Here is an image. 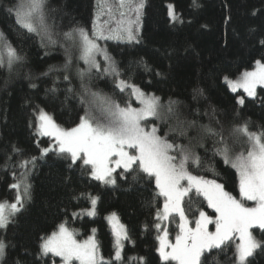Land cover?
Listing matches in <instances>:
<instances>
[{
  "label": "trees",
  "instance_id": "trees-1",
  "mask_svg": "<svg viewBox=\"0 0 264 264\" xmlns=\"http://www.w3.org/2000/svg\"><path fill=\"white\" fill-rule=\"evenodd\" d=\"M143 2L142 16L138 14L135 20L139 23L135 40L105 41L119 75L92 70L81 78L79 72L87 69L80 59L81 42L75 34L71 38L65 34L83 28L89 35L99 4H103L100 21L108 35L117 28L118 17L130 19L131 6L123 8L120 0H45V22L52 42L45 36L42 43L41 35L17 23L16 8L23 0H0V32L24 57L11 70L0 66V202L11 204L17 195L25 197L20 211L0 228V241L7 246L1 264L61 263L51 254L41 255L43 239L61 224L75 231L79 240L95 230L101 264H177L165 261L158 250V236L164 230L175 242L179 221L172 214L166 226L156 227L161 224L157 214L162 212L165 198L158 195L154 177L139 170L130 174L118 169L115 184L97 180L82 159L72 163L66 154L58 153L53 138L37 133L36 114L41 110L65 129L76 127L90 114L92 109L84 102L89 99L85 88L111 97L121 106L130 103L137 107L130 90H120L119 81L125 80L145 94L159 97L162 105L175 101L173 113L158 125V134L167 133L169 142L184 145L200 157L198 168L188 164L192 175L217 180L240 198L236 169L215 152L224 145L201 126L222 132L231 158L250 148L246 136L233 133L234 127L247 123L250 132H264V85L250 97L225 81H237L254 70L257 62L264 64V0ZM45 148L52 150L43 154ZM174 153L179 156L178 151ZM17 183L20 188H13ZM26 184L30 186L27 195ZM94 197L98 198L96 215L90 216L86 211L92 209ZM183 207L193 226L190 219H198L200 211L213 219L216 215L195 189L184 198ZM113 213L129 236L121 260L115 259V235L107 220ZM209 231H215L214 224ZM252 232L264 241V230L253 228ZM237 242L234 239L221 250L206 252L202 264H235ZM249 264H264V250L258 249Z\"/></svg>",
  "mask_w": 264,
  "mask_h": 264
},
{
  "label": "snow or ice",
  "instance_id": "snow-or-ice-1",
  "mask_svg": "<svg viewBox=\"0 0 264 264\" xmlns=\"http://www.w3.org/2000/svg\"><path fill=\"white\" fill-rule=\"evenodd\" d=\"M124 3L125 0H120L121 6ZM44 7L45 0H27V3L18 5L17 23L28 32L41 35L42 43L45 36H48L51 43ZM142 7L141 0L136 6L137 14ZM171 15L176 19L174 12ZM121 31L127 32L128 39H134L130 29L118 27L114 30L110 29L109 34L105 35L103 29L97 25H94L92 37H89L88 32L83 28L73 29L72 32L65 34L68 38L75 34L81 42L80 59L88 65L87 69L79 72L81 78L92 69H100L96 56L101 53L105 60L109 61V66L104 71L119 75L115 63L111 61L107 52L100 48L96 40L120 39ZM23 59L24 57L0 32V66L7 65L11 70L13 64ZM67 67L66 63L65 68ZM64 78L68 79L67 76ZM257 85H264V64L259 65L258 71L246 72L241 80L232 82L233 90L243 88L250 97L256 96ZM119 87L121 91L130 90L142 106L134 108L130 103L121 106L111 97L85 88L89 99L84 102L99 115L85 116L76 127L65 129L49 114L41 112L39 134L54 137L58 153L66 154L72 163L82 159L85 165H91V174L97 180L115 184L113 173L117 169L130 174L139 170L155 178L158 195L165 198L163 210L157 214L158 218L167 220L175 213L181 221L174 243L168 239L169 234L166 230L158 236L160 243L158 250L165 261H176L177 264H202L201 258L206 252L210 253L213 249L221 250L235 239L238 241L233 254L235 264H249V258L253 257L258 249L264 250V241L257 240L252 232L253 228L264 230V132H250L247 123L234 127L233 133L246 136L250 148L246 154L241 152L235 158H231L222 132L201 126L209 135L218 136L220 138L218 143L224 145L215 149V152L238 173L240 197L238 199L236 195L226 191L225 186L217 180H208L189 172V163L197 168L200 166V157L191 149L169 142L167 133L164 136L159 135L160 129L155 125L151 126L150 130L143 125L142 122L150 117L157 120L166 119L173 113L175 101L170 100L167 105H162L159 97L145 94L136 85H130L125 80L119 81ZM81 99L83 101V97ZM239 102L243 104V98ZM191 124L194 122H190ZM51 150L45 148L42 153L47 154ZM14 151L19 150L14 149ZM173 151H178L179 156L172 155ZM27 163L24 162L25 166ZM132 179L135 181L137 177L133 175ZM184 182H187V186ZM12 187L19 189L20 184H14ZM29 188L27 184L24 186L25 195L28 194ZM193 189L206 199L208 207L214 209L216 213L213 219L207 213L200 211L199 218L194 221V228L189 226L191 222L183 207L184 198ZM24 198L17 195L14 203L0 202V228L6 227L10 217L20 211ZM97 200V197L91 199L92 209L87 215H96ZM247 201H253L255 205L246 206ZM108 220L115 235V259L121 260L122 241L128 240L129 236L126 227L119 222L115 213L111 214ZM210 224L215 225L214 232L209 231ZM156 227L159 229L160 225L157 224ZM75 235L65 224L59 225L57 232L43 239L41 255L46 256L51 253L62 257L63 264H73V261H79V264H101L103 257L99 255L94 234L83 242L78 241ZM6 247V244L0 241V259L5 256Z\"/></svg>",
  "mask_w": 264,
  "mask_h": 264
},
{
  "label": "rangeland",
  "instance_id": "rangeland-1",
  "mask_svg": "<svg viewBox=\"0 0 264 264\" xmlns=\"http://www.w3.org/2000/svg\"><path fill=\"white\" fill-rule=\"evenodd\" d=\"M125 1H127V0H125ZM144 0H142V2H143ZM141 2V0H130L129 2H127V3H124V5H123V8H124V6L125 7H132L133 8V11H132V15L130 16V19L128 20V21H125L124 20V18L122 19V18H120V17H118V22H117V24H116V26H117V28L119 27L120 29H130L131 30V32H132V35L134 36V39H128V36H127V32L126 31H121V37L122 38H120V39H97L96 40V43L100 46V48L101 49H104L106 52H107V54H108V56L110 57V53L108 52V50H107V47H106V42L105 41H124V42H133L134 40H135V37H136V34H137V31H138V27H137V24H139V23H137L135 20H136V18H137V12H136V6L139 4ZM24 3H27V0H23V4ZM144 2H143V7H142V9H140V11H139V14H140V17L142 16L141 14H142V11L144 10ZM99 14L97 15V18H96V24L95 25H97V26H99V27H101L102 29H103V27H102V21H100V18L103 16V13H104V9H105V6L103 5V4H99ZM130 7V9H132ZM122 14L124 15V11L122 12ZM132 16H135L134 18H132ZM123 17V16H122ZM139 18V17H138ZM139 31H140V26H139ZM93 34H94V28L92 29V31H91V33L89 34V37H92L93 36ZM106 35V34H105ZM96 60H97V62L99 63V65H100V69L98 70V71H103V72H105L104 70L105 69H107L108 68V66H109V61L108 60H105V58H104V55H103V53H101V54H98L97 56H96ZM261 64H263V62H259V64H257V67H255V69L254 70H252V71H250V72H254V71H258L259 70V65H261ZM86 67L88 68V65H86ZM92 70H96V69H92ZM91 70V71H92ZM105 73H107V72H105ZM243 77V76H242ZM242 77H240L239 79H237V81H239V80H241V78ZM225 81L227 82V84L230 86V88L231 89H233L232 88V81H233V79H230V78H226L225 79ZM129 84V83H128ZM130 85H132V84H130ZM258 86L259 85H257V87H256V95H257V89H258ZM237 89H242V90H244L243 88H237ZM245 91V90H244ZM255 97V96H254ZM138 106L137 107H135V106H133V105H131L132 107H134V108H140L142 105L140 104V102L138 101ZM41 112H45V113H47L46 111H44V110H41V111H39L37 114H36V122H37V126H36V130H37V133L39 134V132H38V128H39V124H40V120H39V116H40V113ZM47 114H49V113H47ZM50 115V114H49ZM99 115V113L95 110V109H92V112L90 113V114H88L87 116L88 117H94V116H98ZM51 116V115H50ZM52 117V116H51ZM53 118V117H52ZM56 122V121H55ZM162 122V120H157L156 118H154V117H150V118H148L146 121H143L142 123H143V125L146 127V129H149L150 130V128H151V126H153V125H155L157 128H158V125L160 124ZM40 135V134H39ZM40 136H43V135H40ZM48 137H50V136H48ZM51 138H53L54 140H55V138L54 137H51ZM56 141V140H55ZM172 155H176L175 153H174V151L171 153ZM177 156V155H176ZM90 167H91V165H89ZM91 170H92V168H91ZM118 171V169L113 173V176L115 177V173ZM92 175V174H91ZM93 177V176H92ZM94 178V177H93ZM115 180H116V178H115ZM185 186H187V182L185 183ZM199 196L198 195H195V198H198ZM255 205V202H253V201H247L246 202V206H249V207H251V206H254ZM91 210V209H90ZM89 210H87L86 211V214H87V212H88ZM173 215H176L177 217H178V221H179V225H180V223H181V221H180V218H179V216L177 215V214H175V213H173ZM110 216V215H109ZM108 216V217H109ZM171 218V216H169V218L167 219V220H162V219H160V222H161V224H160V226H166V223H167V221L169 220ZM197 218H195V219H190V220H196ZM107 220H108V218H107ZM108 222H109V224H110V226L112 227V225H111V223H110V221L108 220ZM119 222H120V220H119ZM121 223V222H120ZM122 224V223H121ZM66 225V227L69 229V230H71V231H73L72 229H70L69 227H68V225L67 224H65ZM211 225V224H210ZM210 225L208 226V229L210 228ZM190 227L191 226H193V224H190L189 225ZM195 227V225L193 226V228ZM58 229H59V227H58ZM58 229H57V231H58ZM57 231H55V232H57ZM74 233H75V231H73ZM76 235H75V238L78 240V241H81V242H83V241H85V240H87L90 236H93V234H94V236H95V240H96V242H97V239H96V231L93 233L92 232V234L88 237V238H86V239H83V240H79L78 239V234L77 233H75ZM163 234V233H162ZM168 239H169V237H168ZM170 240V239H169ZM124 243V241H122V244ZM97 245H98V243H97ZM169 251H170V249H169ZM98 252H99V249H98ZM49 254H51V253H49ZM51 255H53V254H51ZM99 255H100V253H99ZM54 257H57V256H55V255H53ZM101 256V255H100ZM57 258H59L60 260H61V263H59V264H63V258L62 257H57ZM73 263H78L79 264V261H73ZM1 264V263H0Z\"/></svg>",
  "mask_w": 264,
  "mask_h": 264
}]
</instances>
